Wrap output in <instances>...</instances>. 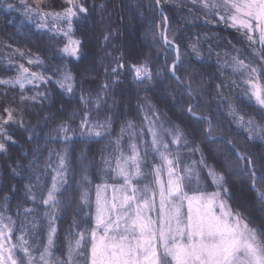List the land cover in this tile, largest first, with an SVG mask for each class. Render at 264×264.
I'll return each instance as SVG.
<instances>
[{"label": "trees", "instance_id": "trees-1", "mask_svg": "<svg viewBox=\"0 0 264 264\" xmlns=\"http://www.w3.org/2000/svg\"><path fill=\"white\" fill-rule=\"evenodd\" d=\"M70 10L77 57L50 19ZM231 12L228 0H0V238L16 264L47 247V264H82L96 195L135 157L140 188L167 162L189 195L220 175L264 248V48Z\"/></svg>", "mask_w": 264, "mask_h": 264}, {"label": "rangeland", "instance_id": "rangeland-1", "mask_svg": "<svg viewBox=\"0 0 264 264\" xmlns=\"http://www.w3.org/2000/svg\"><path fill=\"white\" fill-rule=\"evenodd\" d=\"M228 5L232 26L247 31L264 48V0H228ZM76 15L70 10L50 17L55 31L68 38L65 52L74 57L79 52L78 40L71 37ZM23 76L26 86L39 81L35 75ZM118 166L119 183L103 186L96 195L97 227L81 242L82 264H264V248L229 209L220 175L209 171L213 193L189 195L172 162L157 167L152 185L145 188L135 184L137 157ZM62 180L58 172L47 202L52 224ZM55 230L53 226L50 241ZM9 238H0V264H16ZM50 254L47 247L31 258L35 264H47Z\"/></svg>", "mask_w": 264, "mask_h": 264}, {"label": "water", "instance_id": "water-1", "mask_svg": "<svg viewBox=\"0 0 264 264\" xmlns=\"http://www.w3.org/2000/svg\"><path fill=\"white\" fill-rule=\"evenodd\" d=\"M166 41H167V43H169L168 40H166ZM177 54H179V51H177ZM178 63H179V62H177V63L174 65V67H175L176 65H178ZM174 67H173V68H174Z\"/></svg>", "mask_w": 264, "mask_h": 264}]
</instances>
